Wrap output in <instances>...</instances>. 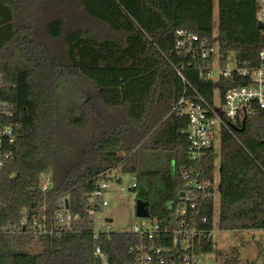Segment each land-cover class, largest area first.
I'll return each mask as SVG.
<instances>
[{
	"label": "trees",
	"instance_id": "1",
	"mask_svg": "<svg viewBox=\"0 0 264 264\" xmlns=\"http://www.w3.org/2000/svg\"><path fill=\"white\" fill-rule=\"evenodd\" d=\"M217 5L213 32V0H0V100L11 112L0 119L16 136L0 168V225L16 227L0 233V264H136L141 244L168 248L162 255L174 262L185 251H213L212 202L198 212L180 192L189 180H212L215 146L192 160L188 118L173 110L195 92L211 101L213 83L178 50L176 31L207 45L216 33L220 54L251 67L264 56L256 0ZM220 83L221 93L242 84ZM242 120L220 132V230L264 229V108ZM114 169L135 177L134 199L149 202L159 235L93 231L88 198ZM48 172L43 192L39 177ZM60 201L77 219L36 234L33 220ZM184 206L199 233L188 250L174 248ZM232 252L228 264H238Z\"/></svg>",
	"mask_w": 264,
	"mask_h": 264
},
{
	"label": "built area",
	"instance_id": "2",
	"mask_svg": "<svg viewBox=\"0 0 264 264\" xmlns=\"http://www.w3.org/2000/svg\"><path fill=\"white\" fill-rule=\"evenodd\" d=\"M255 18L256 21L264 23V0H256ZM262 30L264 35V29ZM176 36L178 50L185 55H190L193 60L191 64L198 69L199 75L213 83L211 101L195 92L192 98L182 96L173 107V110L179 111L180 114L188 118L186 136L189 141V156L194 160L200 158L207 148L216 147L217 141L220 142V132L223 128L230 130L231 125L237 124L238 120H242L244 116L264 108V56H262L263 60L260 64L251 67L232 52L226 55L220 54L216 33L212 36L209 45L203 40L199 42L197 34L185 29L177 30ZM222 79L238 80L242 84L231 86L221 93L220 81ZM1 114L11 115L7 109V102L4 100H0ZM15 137L13 124L4 123L0 119V168L10 156V152L6 151L4 146L12 144ZM182 176L187 179L189 174L182 171ZM50 180L51 172L40 175L39 188L41 191L44 192L48 188ZM99 187L88 198V214L90 216H93L100 204L106 205V201L103 200V190L108 188V184L102 180ZM134 187H136V179L131 176V182L127 185V189L132 191ZM120 189L124 190L125 187L122 186ZM183 192L182 198L190 208H197L198 212L208 201L212 202L213 208L219 202V184L214 176L212 180H189L187 189ZM60 206L62 204L57 203V208H54V211L51 207L48 215L45 207L42 208L41 220H33L32 229L36 234L53 235L77 219V216H72L65 207ZM3 207L4 205L0 201V211ZM185 214L186 207L184 206L179 210L181 220L176 222L177 227L173 231L174 248L180 247L188 250L191 249L194 239L199 233L194 226L188 227L184 219ZM206 220V217L201 218L202 222ZM10 229L16 230V227L0 225V233L9 232ZM102 231L109 232L108 228L99 232ZM133 232H138L141 235L147 232V237L152 239L160 230L158 224L153 223L150 228L135 226ZM136 249V264H199L204 259V256L197 255L193 251H185L177 262L167 261L162 253L169 252L168 248L159 247L154 250L152 247L147 248L146 245L141 244Z\"/></svg>",
	"mask_w": 264,
	"mask_h": 264
},
{
	"label": "rangeland",
	"instance_id": "3",
	"mask_svg": "<svg viewBox=\"0 0 264 264\" xmlns=\"http://www.w3.org/2000/svg\"><path fill=\"white\" fill-rule=\"evenodd\" d=\"M213 32L217 31L218 5L217 0H213ZM219 140L215 147V168L214 178L219 184ZM105 181L108 188L103 190V200L106 205L95 210L93 220V231L99 232L107 229L111 232H128L133 231L135 226L139 228H150L155 218H140L135 216V193L127 189V185L131 182V176L114 169L106 174ZM124 186L125 189L120 188ZM62 204V201H60ZM215 204L213 216V230L211 232L214 249L211 253L206 254L204 260L199 264H228L229 260H233L235 254L233 248L242 253L241 264H264V229L246 230H220L218 227V205ZM110 218L111 222L106 219ZM32 253L38 252V245L30 248ZM254 255V260L247 263L249 256ZM248 258V259H247Z\"/></svg>",
	"mask_w": 264,
	"mask_h": 264
},
{
	"label": "water",
	"instance_id": "4",
	"mask_svg": "<svg viewBox=\"0 0 264 264\" xmlns=\"http://www.w3.org/2000/svg\"><path fill=\"white\" fill-rule=\"evenodd\" d=\"M256 25L259 29H264V23L261 22H256ZM246 116L243 117V120L245 119ZM184 192H180V196L183 197ZM66 202V207H67V200ZM134 213L135 216L140 217V218H145V217H150V212H149V202L148 201H143L139 198L135 200V205H134ZM107 222H111L110 218L106 219Z\"/></svg>",
	"mask_w": 264,
	"mask_h": 264
},
{
	"label": "crops",
	"instance_id": "5",
	"mask_svg": "<svg viewBox=\"0 0 264 264\" xmlns=\"http://www.w3.org/2000/svg\"><path fill=\"white\" fill-rule=\"evenodd\" d=\"M251 230H253V229H248V230H246V231H251ZM204 258H205V256H204ZM241 258H242V253H240V264H241ZM248 259V258H247ZM204 260V259H203ZM252 260H254V255L252 254L251 256H249V259L247 260V263L248 262H251Z\"/></svg>",
	"mask_w": 264,
	"mask_h": 264
}]
</instances>
